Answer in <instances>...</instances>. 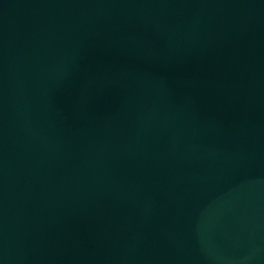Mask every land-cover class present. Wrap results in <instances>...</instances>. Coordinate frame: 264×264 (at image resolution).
<instances>
[{"label": "water", "instance_id": "1", "mask_svg": "<svg viewBox=\"0 0 264 264\" xmlns=\"http://www.w3.org/2000/svg\"><path fill=\"white\" fill-rule=\"evenodd\" d=\"M0 264H264V0H0Z\"/></svg>", "mask_w": 264, "mask_h": 264}]
</instances>
